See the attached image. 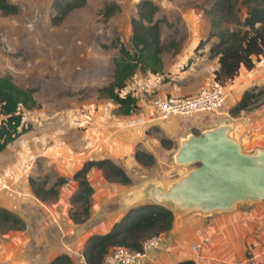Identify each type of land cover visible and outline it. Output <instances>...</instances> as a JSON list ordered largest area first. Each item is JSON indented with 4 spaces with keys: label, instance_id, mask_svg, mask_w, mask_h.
<instances>
[{
    "label": "rangeland",
    "instance_id": "obj_1",
    "mask_svg": "<svg viewBox=\"0 0 264 264\" xmlns=\"http://www.w3.org/2000/svg\"><path fill=\"white\" fill-rule=\"evenodd\" d=\"M7 1L16 4L19 11L13 15L0 12V78H6L9 85L16 88L31 90L33 103L18 106L15 116L20 117L18 130L22 133L0 151V207L18 216L26 211L29 224L28 230L25 226L23 230L0 233V264H38L39 259L44 261L56 249L70 252L56 234V231L60 233V228L65 229L63 224L72 228L69 233L72 240L69 241L76 244V251L83 252L86 239L92 234H100L105 221L118 219L121 213L127 212V199L133 189L152 179L168 183L193 168V164H175L173 154L181 136L200 130L191 127L182 132L180 129L182 124L188 126L186 121L194 116L159 119L152 98L145 99V103L139 100L134 113L123 115L114 101L98 92L113 80L119 45L135 52L130 39V20L137 17V5L142 0H87L84 6L71 11L58 24L51 21L52 0ZM151 1L159 7L155 18L159 21L166 47L163 58L168 74L188 68L203 54L201 49L207 50L210 57L208 48L212 41L204 43L205 46L198 50L193 48L207 37V10L214 0ZM106 4L119 7L107 19L100 14ZM238 9L242 19L245 9L240 1ZM225 26L235 28L233 23ZM263 58L260 57L255 65ZM239 75L240 72L237 77ZM253 76L257 78L256 74ZM256 82L252 79L246 87H259V98L238 118L231 116L233 119L228 120H244L251 110L264 103V84ZM155 93L153 90L151 96ZM228 96L229 91L227 100ZM227 100L221 112L202 115L228 118L225 115L230 109L226 107ZM175 120L178 129L170 132V121ZM253 137L260 136L254 134ZM162 139L172 140V146H163ZM138 149L154 156L153 165L143 166L134 159ZM102 158H110L121 166L131 183L109 181L101 170L91 168L87 177L94 190L90 214L83 222L75 223L69 217V210L77 208L70 201L77 189L72 176L87 160ZM59 177H65L67 181L59 186L58 196L52 200L37 198L28 182L29 178L46 181L45 186L49 187ZM260 206L264 203L244 208L250 215ZM67 218L72 222L67 223ZM59 219L66 222L57 223ZM249 220L252 233L264 225L262 216L248 217ZM208 221H204L203 227ZM25 233L30 235L29 244L23 237ZM21 238V244L27 242L25 249L15 242ZM190 245H186L188 255L197 258ZM204 248L207 247L201 251ZM252 249H247L248 256H254ZM261 256V260L255 259L252 263L264 264V254Z\"/></svg>",
    "mask_w": 264,
    "mask_h": 264
},
{
    "label": "trees",
    "instance_id": "obj_2",
    "mask_svg": "<svg viewBox=\"0 0 264 264\" xmlns=\"http://www.w3.org/2000/svg\"><path fill=\"white\" fill-rule=\"evenodd\" d=\"M87 0H52L53 24L60 23L71 11L85 5ZM238 1L244 7V17L239 18ZM119 10L116 4H106L100 11L109 18ZM19 7L7 0H0V12L3 15L18 13ZM159 11L158 5L151 0H142L137 5V17L130 20L131 42L135 50L131 53L120 44L118 56L114 59L113 80L98 89L100 95L111 99L118 105L123 115H130L138 108V99L129 93H123L129 80L138 72L162 75V55L166 49L162 42L160 24L155 18ZM209 30L205 40L199 41L194 50L200 49L215 39L209 48L210 57L218 58V67L213 72V80L226 86L238 75L241 67L251 70L255 62L264 56V0H214L207 10ZM233 23L235 28L226 27ZM166 78L162 79V82ZM261 95L257 86L246 89L237 103L228 113L232 117L248 110ZM0 98L4 101L5 120L0 125V151L12 142L21 130H18L20 117L15 116L16 109L22 103L32 105V91L9 85L6 78H0ZM161 144L170 148L172 140L162 139ZM134 159L143 166L153 165L152 154L136 150ZM101 170L105 179L122 184L131 183L127 172L110 158L87 160L72 176L77 183V189L71 195L72 206L69 217L75 223H81L89 217L90 199L93 187L88 181L91 168ZM67 178L59 177L49 187L46 181L29 178L32 193L40 200L56 199L59 186L66 183ZM173 224V215L166 208L150 203H144L130 208L119 220L113 223L110 230L104 234L90 235L83 247V257L86 264H104L105 256L114 246H124L131 251L142 249V243L149 237L164 235ZM25 222L7 208L0 207V233L7 230H23ZM49 264H73L67 254L57 255ZM177 264H194L192 260L180 261Z\"/></svg>",
    "mask_w": 264,
    "mask_h": 264
},
{
    "label": "crops",
    "instance_id": "obj_3",
    "mask_svg": "<svg viewBox=\"0 0 264 264\" xmlns=\"http://www.w3.org/2000/svg\"><path fill=\"white\" fill-rule=\"evenodd\" d=\"M208 30L209 28L206 33H208ZM211 41L210 45L216 40L213 39ZM193 49H195V47ZM201 52L203 54L197 56L195 61L192 62L188 68L175 74L167 73L166 62L162 55L163 74L161 78L166 79L164 82H162L161 79V81L157 83L155 95H194L209 88L213 82V72L218 67V58L213 57L211 59L208 51L205 49H201ZM205 53H208L207 56ZM243 71H245V74H243ZM239 72L241 75L238 77L235 76V78L231 80L232 83L230 82L226 85L227 92L229 91L228 100L226 99V107L228 108H231L237 103L242 96V93L248 89L246 85L250 83V80L256 79L258 82L255 84H264V58L262 61L256 63L251 71H248L245 68L242 70V68H240ZM254 74L257 75V78L253 76ZM136 75L146 77L149 76V73L138 71ZM240 78H242V80H239ZM225 112V115L228 118H232L227 110ZM215 118L214 116L202 114L198 116L196 115L186 121L188 126L185 127L184 124H182L183 126H181L180 129L182 132H185V130L190 129L191 127L197 130H202L220 123V120L223 119L221 117ZM242 121L246 124L247 128L241 138L243 149L245 151H252L256 147H264V103L258 109L251 110ZM175 122L176 120L170 121L171 127L168 129L170 132L177 131L178 128L175 125L178 123ZM254 134L260 137H253ZM248 136L252 137L247 138ZM244 141L246 142L244 143ZM244 207L246 206H239L232 212L219 214L209 218L208 223L204 227L203 220L185 221L179 226L175 223L167 233L161 235V243L157 247L149 249L145 258L135 259L133 264H177L178 262L185 260H192L194 264H256V262L252 263V261L255 259L261 260V255L264 254V225L259 227L258 230H254V233H252L250 226L251 222L250 220L248 221V217L254 219L258 218V216H262L264 218V206H260L262 208L258 207V209L250 215L246 212ZM124 213L125 212L121 213L118 219L114 218L105 221L102 226L105 228L100 234L108 232L113 223L119 220ZM19 217L25 222L26 230H28L29 224L26 211L19 214ZM56 222H66V220L62 221L59 219L56 220ZM70 222L72 221L67 218V223ZM262 223L264 224V222ZM65 225L66 224H63V228L65 229L60 228V233L56 231V234L57 237L59 236L61 238V244L64 242L65 248L67 247V250L70 252L65 250L57 251L56 249L53 253L48 254L47 259L44 261L39 259L40 262L38 261V264L49 263L59 253H66L71 258L73 264H86L82 250L79 252L78 250L76 251V244H72L71 241H69L72 240V237L69 234L71 233L72 228L65 227ZM23 237H26L25 239H27L29 244V233H25ZM205 237H208L209 241L203 244L201 248L207 247L208 249L204 248L201 251L200 248L199 252H201L200 254L198 252L197 258L189 256L186 251V245L202 243ZM18 240L19 242H15L19 243L21 247L25 249L27 242L21 244L20 240H22V238ZM83 243L84 239L81 242V246ZM251 248H253L252 253L254 256H248L249 252H247V249L249 250ZM58 249H61V247Z\"/></svg>",
    "mask_w": 264,
    "mask_h": 264
},
{
    "label": "water",
    "instance_id": "obj_4",
    "mask_svg": "<svg viewBox=\"0 0 264 264\" xmlns=\"http://www.w3.org/2000/svg\"><path fill=\"white\" fill-rule=\"evenodd\" d=\"M228 119L181 136L174 162L195 166L168 183L152 179L133 189L126 211L145 202L156 204L169 210L172 225L179 226L264 203V147L245 151L241 138L246 124Z\"/></svg>",
    "mask_w": 264,
    "mask_h": 264
},
{
    "label": "built area",
    "instance_id": "obj_5",
    "mask_svg": "<svg viewBox=\"0 0 264 264\" xmlns=\"http://www.w3.org/2000/svg\"><path fill=\"white\" fill-rule=\"evenodd\" d=\"M136 74L129 80L123 93L135 96L138 101L140 100L139 102L152 98L159 119L166 120L175 116L189 118L202 113H219L226 102V86L214 80L209 88L194 95L151 96L157 83L161 81L162 75L149 73V76L141 77ZM3 108L4 101L0 98V125L6 118ZM208 241L209 238L205 237L202 243H192L190 250L198 256L200 248ZM160 243L161 235H155L144 240L142 249L139 251H131L124 246H114L106 254L104 264H133L135 259L145 258L147 251Z\"/></svg>",
    "mask_w": 264,
    "mask_h": 264
}]
</instances>
